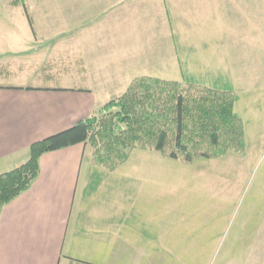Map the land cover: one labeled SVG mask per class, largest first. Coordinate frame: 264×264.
Masks as SVG:
<instances>
[{
  "label": "crops",
  "instance_id": "1",
  "mask_svg": "<svg viewBox=\"0 0 264 264\" xmlns=\"http://www.w3.org/2000/svg\"><path fill=\"white\" fill-rule=\"evenodd\" d=\"M201 1L214 0L194 2ZM94 2H105V7L90 8L85 15L79 11L76 18L69 11L60 18L48 11V36L39 35L37 12H30L33 28L25 39L13 22L9 29L0 26V174L26 162L32 143L98 113L134 77L150 76L145 66L151 69L152 63L164 64L161 69L168 66L167 70L180 74L177 80L185 81L184 74H190L192 65L200 61L190 56V49L183 63L180 52L185 50L179 49L172 36L175 30L166 12L167 0ZM144 7L158 11L154 22L158 15L168 17V58L159 54L166 52L159 41L154 40L155 49L142 41L136 26L146 15ZM227 7L225 12H232ZM198 8L194 11L203 12L206 6ZM235 12L244 15L245 5H238ZM220 30L225 37L226 30ZM220 30L210 28L209 33ZM71 32H76L77 40L59 37ZM256 33L263 34L261 26ZM257 45L263 56L262 44ZM258 66L264 71L261 61ZM22 72L27 73L26 83L18 82ZM32 80L65 84H32ZM87 152L88 146L76 144L41 155L38 176L30 187L0 209V264H160V259L171 258L160 250L149 254L151 242L159 239L151 240L135 223L148 201L137 196L144 183L137 178L140 172L121 169L129 158L108 170L93 164L92 153ZM119 185L125 186L124 194H117Z\"/></svg>",
  "mask_w": 264,
  "mask_h": 264
},
{
  "label": "rangeland",
  "instance_id": "2",
  "mask_svg": "<svg viewBox=\"0 0 264 264\" xmlns=\"http://www.w3.org/2000/svg\"><path fill=\"white\" fill-rule=\"evenodd\" d=\"M158 1L162 3V0ZM194 1L167 0L169 8L166 9L173 18L175 32L172 36L176 38L179 49L184 47L185 50L180 52L183 63L190 49V56L200 60L192 65L191 75L184 74L185 81L177 80L181 78L180 74L177 76L176 71L167 70L166 65V70H163L164 64L160 66L158 63H152L151 69L146 66L144 69L149 70L150 76L161 79L233 90L237 99L234 110L244 126L243 150L229 152L220 158L185 163L156 151L133 149L121 169L140 172L137 178L144 183L137 196L148 201L139 218H135V223L141 225L142 232L151 240L159 239L151 242L149 254L160 250L166 257H171H165V262L164 258L160 259V264H264V71L262 66H258V61H261L264 67V55L258 54L257 48V44H262L264 53V0L239 3L230 0L227 6L232 12L229 13L225 12L227 6L223 11L227 0ZM101 3L94 0H0V26L9 29L10 22H13L23 39L25 35H31L25 7L29 14L38 13L37 19L41 21L39 30H42L39 35L44 37L50 33L47 30V20L50 21L48 11L59 18L69 11L76 18L79 11L82 15L88 14L90 8L98 10L104 6L105 2ZM241 4L245 5L246 13L238 16L235 9ZM211 5L214 7L207 11ZM204 6L203 12L194 11V8L202 9ZM142 10L146 15L140 17L136 26L144 39L142 41L150 49H155V41H159L166 49L159 54L168 58L167 43L171 39L168 17L161 19L158 15L156 23L152 20L154 13L158 12L156 9L149 11L144 7ZM259 15L261 18L256 17ZM260 26L261 36L254 34L259 32ZM210 28L226 30L223 32L225 37H222L221 30L217 34L209 33ZM43 31L46 33H41ZM77 36L76 32H71L59 37L73 41L78 39ZM216 41L223 43L217 44ZM211 42L214 47H211ZM97 52L101 53L100 50ZM217 69L220 72L217 73ZM27 73L30 75L29 71ZM27 73L22 72L18 82H28ZM30 83L65 84L35 80ZM88 152L92 153L90 146ZM119 186L117 194H124L125 186ZM135 230L138 233L136 227Z\"/></svg>",
  "mask_w": 264,
  "mask_h": 264
},
{
  "label": "trees",
  "instance_id": "3",
  "mask_svg": "<svg viewBox=\"0 0 264 264\" xmlns=\"http://www.w3.org/2000/svg\"><path fill=\"white\" fill-rule=\"evenodd\" d=\"M24 13L33 28L25 7ZM236 100L233 90L135 77L98 114L32 143L26 162L0 174V209L30 187L42 154L76 144L90 146L93 164L108 170L123 164L136 148L185 163L242 151L244 126L234 110Z\"/></svg>",
  "mask_w": 264,
  "mask_h": 264
}]
</instances>
